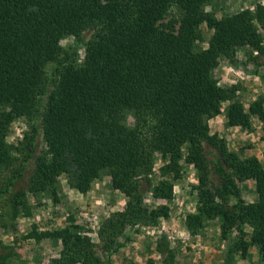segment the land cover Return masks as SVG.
<instances>
[{"label":"trees","instance_id":"trees-1","mask_svg":"<svg viewBox=\"0 0 264 264\" xmlns=\"http://www.w3.org/2000/svg\"><path fill=\"white\" fill-rule=\"evenodd\" d=\"M214 1L0 0V172L9 173L0 198L11 193L33 158L29 188L13 198L15 217L20 207L30 214L28 194H49L57 202L62 173L87 194L106 172L128 198L125 209L100 227L99 243L74 227L33 230L28 239L62 245L49 264H108L103 256L118 252L120 238L168 218V206L147 208L144 185L155 198L171 201L175 183L184 178L182 161L195 167L199 181L197 210L187 215L186 228L197 235L219 219L223 239L236 229L242 255L257 246L264 264V166L226 147L211 158L206 150L218 148L209 122L223 113L224 103L228 127L251 129L253 117L264 125L262 99L247 110L237 90L215 77L220 60L234 63L241 48L251 50L253 61L264 56V6L217 18L206 9ZM173 5L184 12L179 28L158 36V24ZM204 25L213 32L207 48L200 46ZM65 37L73 44L63 47ZM20 118L30 131L16 154L7 138ZM40 133L46 150L35 156ZM158 155L163 179L153 186L149 177ZM249 179L257 194L251 204L239 185ZM246 226L253 230L249 242ZM158 249L164 264H175L165 238ZM10 257H0V264Z\"/></svg>","mask_w":264,"mask_h":264},{"label":"rangeland","instance_id":"rangeland-1","mask_svg":"<svg viewBox=\"0 0 264 264\" xmlns=\"http://www.w3.org/2000/svg\"><path fill=\"white\" fill-rule=\"evenodd\" d=\"M264 0H216L206 7L207 11L215 13L217 18L236 14L243 10H255ZM184 12L178 5H173L168 10L157 28V35L166 32L176 33ZM212 31L203 26V42L200 46L208 47ZM264 38V29L261 28ZM72 37H65L61 45L67 47L73 44ZM81 61L86 56L84 48L79 51ZM251 50L241 48L237 51L235 62L222 59L215 71V77L224 88H235L239 100L247 110L250 106L262 99L264 101V56L258 61H253ZM257 56V54H254ZM229 103H224L223 113L210 120L211 134L219 138L218 148L206 145L208 156H219L218 149L226 147L229 151L236 152L243 160L257 158L264 166V129L263 123L258 117H253L251 129L241 127H228L225 112ZM128 122L133 124L132 116ZM30 131L29 123L25 118L17 119L11 126L7 142L13 147L16 154L22 150L21 143L25 135ZM35 156L41 155L46 146L40 133L37 141ZM164 161L157 156L153 174L149 180L153 186L157 185L161 176V167ZM184 178L175 183L174 198L171 201L155 198L148 184H145V205L153 210L162 206H168L170 215L161 218L157 224L141 225L132 229L129 239L120 238L119 250L111 257L103 256L108 264H164L166 256L158 249V243L165 238L171 249L175 252V264H262L261 255L257 246L251 245L246 256L242 255L245 245L241 244V237L236 229L227 240L221 235V221L211 220L206 228L192 235L186 228L185 221L189 214L197 210V191L199 185L196 169L182 161ZM35 170V160L29 163L23 178L12 187L10 194L0 198V257L11 256L7 264H49L53 258H58L62 245H56L46 239L36 242L28 239V235L37 229L39 232L56 231L66 227H74L82 234L89 236L93 242L99 243L98 232L102 224L115 212L125 209L128 198L120 191L113 188L112 179L108 173L95 181L87 194L74 189L68 176L62 173L58 178V201L54 202L49 194L35 196L28 194L26 203L31 209L30 214L20 207L19 214L15 217L13 212V198L17 192L28 190L30 177ZM8 172H0V191ZM215 184L218 178L213 177ZM240 188L246 203L257 201L256 183L249 179L241 182ZM246 237L249 242L253 233L251 227L246 226ZM238 247V248H237ZM252 251L251 262L246 258Z\"/></svg>","mask_w":264,"mask_h":264},{"label":"crops","instance_id":"crops-1","mask_svg":"<svg viewBox=\"0 0 264 264\" xmlns=\"http://www.w3.org/2000/svg\"><path fill=\"white\" fill-rule=\"evenodd\" d=\"M249 253H250V254H249L248 257L246 258V261H247V262L249 261V263H250V262H251V259H252L253 252L250 251Z\"/></svg>","mask_w":264,"mask_h":264}]
</instances>
